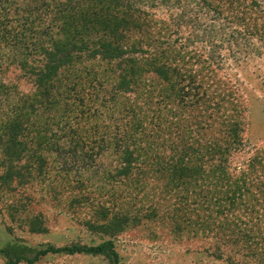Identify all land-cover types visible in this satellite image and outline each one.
<instances>
[{
    "label": "trees",
    "instance_id": "trees-1",
    "mask_svg": "<svg viewBox=\"0 0 264 264\" xmlns=\"http://www.w3.org/2000/svg\"><path fill=\"white\" fill-rule=\"evenodd\" d=\"M257 10L264 0H0V108L7 107L0 111L1 183L14 190L63 172L71 143L80 156L83 143H92L82 159L92 164L99 141L113 132L111 176L132 196L144 191L149 168L171 188L205 189L225 176L227 191L243 175L259 176V155L233 166L246 147L245 127L234 121L225 128L209 111L214 94L224 93L208 74L223 69L220 48L238 47L237 33ZM11 68L29 93L7 80ZM238 169L241 176L231 179ZM101 208L104 222H91L109 236L101 243L50 245L32 259L7 253L8 264L48 253L104 254L118 263L112 237L138 217Z\"/></svg>",
    "mask_w": 264,
    "mask_h": 264
},
{
    "label": "rangeland",
    "instance_id": "rangeland-1",
    "mask_svg": "<svg viewBox=\"0 0 264 264\" xmlns=\"http://www.w3.org/2000/svg\"><path fill=\"white\" fill-rule=\"evenodd\" d=\"M237 36L238 47L226 42L219 50L223 69L217 75L208 73L220 80L217 92L225 95L215 93L209 111L215 110L225 128L234 121L244 125L246 147L234 157L233 164L244 168L242 163L254 155L264 162V11L251 13ZM7 74V80L18 82L22 93L30 92L31 85L19 79L17 69L11 68ZM235 101L239 105H233ZM86 128L93 131L91 125ZM113 135L99 141L92 164L85 165L82 160L89 158L87 150L92 143H83L82 156L71 143L67 144L72 150L65 153L68 166L63 172L53 155L52 164L59 170L39 183L34 178L30 187L13 190L0 181V264H8L7 253L14 259L17 255L32 259L50 245L101 243L109 236L91 227L95 218L98 223L104 222L97 218L101 206L110 207L112 214L121 218L122 213L138 217L126 222L124 230L112 237L120 256L118 263L104 254L48 253L32 264H264L262 165L256 164L262 171L259 176L253 177L254 172L243 175L227 191L225 176H218V182L205 189L171 188L164 179L155 178L149 168L144 175V191L132 196L126 185L111 176L118 157L115 145L110 146ZM102 144L104 149L100 151ZM240 174L238 169L230 178L235 180Z\"/></svg>",
    "mask_w": 264,
    "mask_h": 264
}]
</instances>
